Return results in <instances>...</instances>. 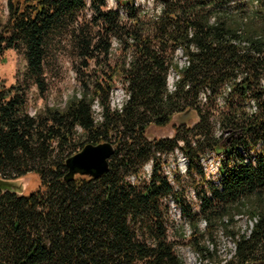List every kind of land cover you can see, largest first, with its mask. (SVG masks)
Listing matches in <instances>:
<instances>
[{
  "label": "trees",
  "instance_id": "1",
  "mask_svg": "<svg viewBox=\"0 0 264 264\" xmlns=\"http://www.w3.org/2000/svg\"><path fill=\"white\" fill-rule=\"evenodd\" d=\"M160 1L156 13L134 0L113 8L106 0H7L0 61L12 49L25 68L9 86L0 79V264H184L168 235L167 198L188 225L187 235L175 229L174 237H187L203 264H264V0ZM62 57L77 91L31 114L28 91L43 96L46 69ZM225 83L228 110L215 121L235 136L220 139L209 103ZM116 84L126 93L120 108L111 102ZM249 98L252 114L244 110ZM150 127L172 132L151 137ZM103 141L114 152L101 176L69 174L68 157ZM177 147L187 165L170 184L162 167ZM210 151L221 160L205 175L200 158ZM147 161L148 179L132 183L129 175ZM29 174L36 189L14 188ZM184 178L205 182L197 212L185 204ZM240 215L253 221L248 233ZM218 232L232 243L226 258Z\"/></svg>",
  "mask_w": 264,
  "mask_h": 264
},
{
  "label": "rangeland",
  "instance_id": "2",
  "mask_svg": "<svg viewBox=\"0 0 264 264\" xmlns=\"http://www.w3.org/2000/svg\"><path fill=\"white\" fill-rule=\"evenodd\" d=\"M108 3V8L115 7L116 0H106ZM6 3L7 0H0V20H4L6 18ZM134 3L136 7L140 9H148L152 10L153 12L158 13L160 10V1L159 0H134ZM25 68V59L23 58L22 54L20 52H17L12 49H8L3 55H2V61H0V79L3 80L6 86H9L10 84L15 83L17 80H19L22 76L23 70ZM47 76V91L43 96L38 95L37 90L34 87H31L28 91L27 97H28V109L31 114L36 112L37 110H40V108H43L45 105L49 106H62L64 103V100L70 96L73 92L77 91V82L75 79V73H73L71 63L68 61L67 58L62 57L61 64L59 66H54L51 68H47L45 72ZM176 77L172 76L170 77L171 81H175ZM115 85V91L113 97V101L116 102L118 105L122 103L123 100V90ZM116 104V107H117ZM210 109L214 110L211 112L210 117V124L211 129L214 134L217 132V124L215 123V118H218L220 115L225 113L228 110L229 104L226 106L225 104L219 105L218 102H210ZM213 114L215 117H213ZM193 120L192 115L189 116L186 121L188 123H191ZM149 134L151 137H161L162 135H168L172 131L169 127H165L162 129L150 127L149 128ZM232 133L228 134L226 139H228ZM235 136V134H233ZM232 135V136H233ZM233 136V137H234ZM164 160L169 163L170 165L175 164L178 165L177 159H175L172 155H168L164 157ZM148 163V162H147ZM147 165V164H146ZM170 166V170H172L173 175L182 174L180 172L179 166L177 168L174 166ZM175 168V169H174ZM184 174V173H183ZM210 174V173H208ZM207 174V175H208ZM215 174V173H214ZM213 174V175H214ZM142 176V172L140 174V177ZM142 178V177H141ZM211 179V176L207 177ZM39 180L32 175L29 174L26 176V178L23 179V181L14 184V188L20 189L23 192H27L29 190H34L39 185ZM182 191H184V198H185V204L188 206V208L192 212H197L199 210V195L198 193L201 191L200 189L206 190L205 182L200 181L198 178H184L182 183ZM167 204V199L165 201V205ZM168 235L169 237H172V239H175L176 244L174 246L175 252L182 258L184 264H203L201 260L191 251V249L188 247L187 243V237L185 239L176 240L174 237L177 236L178 233L175 232V229H178L180 231L183 230L185 235H187L188 225L187 221L183 218H177L176 213H170L168 212ZM238 225L242 226L244 225L243 221H239ZM201 221L199 222L200 229L201 227ZM186 228V229H185ZM174 233V234H173ZM216 244H217V250L219 251V254L221 258H226L228 254L230 253V249L232 248V243L228 237H224L220 234V232L217 233L216 237Z\"/></svg>",
  "mask_w": 264,
  "mask_h": 264
},
{
  "label": "bare ground",
  "instance_id": "3",
  "mask_svg": "<svg viewBox=\"0 0 264 264\" xmlns=\"http://www.w3.org/2000/svg\"><path fill=\"white\" fill-rule=\"evenodd\" d=\"M173 54L176 56V59H177V61L179 62L180 65H182V64H184L186 62V57L182 54V50L180 48H175ZM172 76L176 77V79H175V81H176L178 79L179 75L176 72L175 73L172 72V73L169 74L168 79H167V85L169 86V88L171 90H173L174 86H175L174 85L175 81H171L170 80V77H172ZM222 86H223V88H222V92H221V95H220V99L222 101L218 102L219 105H221V104H223V102H225L224 96H226L227 92H229L230 89H231V86H230L229 83H225ZM117 87H119V88H121L123 90V88L120 87L119 85H117ZM114 91H115V89H113L112 96L114 95ZM123 92H124V90H123ZM125 99H126V93L124 92L123 100L121 101L122 103H120L118 105L116 102L113 101V97L111 99V102H113V106L114 107L117 104V107L120 108L123 105V103H124L123 101ZM93 109H94L96 114L99 113L100 109H99L97 103L93 104ZM256 109H257V105H256V101H255L254 98H249V99H247L245 101L244 110H245L246 113L252 114V113H254L256 111ZM169 155H172V154H169ZM200 160H201L202 166L204 167V170H205L206 175H207L208 173L214 174L216 172V170H217L216 168H217V166H218V164H219L221 159L216 158V155L213 152L210 151V153H208V154L206 153V155L201 157ZM177 161H178V163H177L178 165H175V164L170 165L169 163H166L162 167L163 174L168 178L169 181H173L174 180V176H173L172 170H170V166H173V167L175 166L176 168H177V166H179L180 172L182 174L185 172L186 165H187V160H186L185 156L183 154H179ZM151 167H152V161H148L147 165H144V167L142 169V176L141 177H143L144 179H148V176H149L150 171H151ZM129 177H130V181L132 183L136 182V180H133V178H136L137 181L141 178V177H137L134 174L130 175ZM167 205L169 206V212L170 213H173V214L176 213V215H177L176 217L178 219L182 218V216L180 215V210L177 208V206H175L173 200L169 199V204H167ZM235 218L239 219V220L241 219L243 221L244 225H242L241 227H242L243 231L248 233L250 228H251V226H252L253 221H251L250 219H246L245 217H242L241 215L240 216H235ZM201 225L203 226V222L202 221H201ZM187 234H188V230H187Z\"/></svg>",
  "mask_w": 264,
  "mask_h": 264
},
{
  "label": "water",
  "instance_id": "4",
  "mask_svg": "<svg viewBox=\"0 0 264 264\" xmlns=\"http://www.w3.org/2000/svg\"><path fill=\"white\" fill-rule=\"evenodd\" d=\"M111 143H86L81 150L68 157L64 164L69 174L79 172L84 176L99 177L108 169V159L113 154Z\"/></svg>",
  "mask_w": 264,
  "mask_h": 264
},
{
  "label": "built area",
  "instance_id": "5",
  "mask_svg": "<svg viewBox=\"0 0 264 264\" xmlns=\"http://www.w3.org/2000/svg\"><path fill=\"white\" fill-rule=\"evenodd\" d=\"M161 6H162V3H160V7H159V9L161 8ZM210 95V90L208 89V88H206V89H204V90H202L200 93H199V95H198V98L197 99H199V102H200V104L201 105H206L207 104V102H208V96ZM215 101L216 102H221L222 100L220 99V95H218V96H216L215 97ZM225 104V102H223V105ZM216 124H217V132H216V134H215V137L216 138H220V139H226V137L228 136V134L230 133H232V131L231 130H229V129H221V127L219 126V123L218 122H215ZM232 136V135H231ZM230 136V137H231ZM170 154H172V156L175 158V159H177L178 160V155L179 154H183L182 153V151L177 147V148H175ZM130 176V175H129ZM133 180H136L137 181V179L136 178H133ZM139 182V181H138ZM169 183L170 184H174V180L173 181H169ZM169 199L170 198H167V204H169ZM179 209V208H178ZM177 209V210H178Z\"/></svg>",
  "mask_w": 264,
  "mask_h": 264
}]
</instances>
